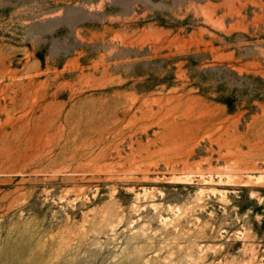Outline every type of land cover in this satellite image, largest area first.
Segmentation results:
<instances>
[{
  "label": "rangeland",
  "instance_id": "rangeland-1",
  "mask_svg": "<svg viewBox=\"0 0 264 264\" xmlns=\"http://www.w3.org/2000/svg\"><path fill=\"white\" fill-rule=\"evenodd\" d=\"M0 264H264V0H0Z\"/></svg>",
  "mask_w": 264,
  "mask_h": 264
}]
</instances>
